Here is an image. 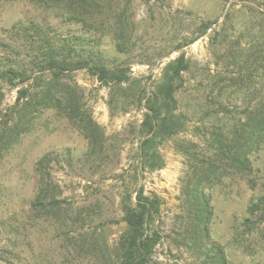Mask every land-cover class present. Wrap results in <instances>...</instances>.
<instances>
[{"label":"rangeland","instance_id":"obj_1","mask_svg":"<svg viewBox=\"0 0 264 264\" xmlns=\"http://www.w3.org/2000/svg\"><path fill=\"white\" fill-rule=\"evenodd\" d=\"M126 1L112 0L124 49L112 32L100 47L104 62L128 68L130 79L105 85L87 69L69 72L61 81L80 97L83 122L43 107L0 149V264H119L122 198L128 193L133 201L140 186L159 205L151 227L161 238L150 264H211L214 241L228 264H264V221L243 224L264 190V144L250 152L252 173L235 172L214 156L220 134L245 120L241 110L256 101L255 88H264L254 62L264 58V0ZM104 3L97 12L112 14ZM47 10L28 0H0V35L17 18ZM181 54L188 62L174 97L187 126L157 142L161 167L141 169L144 100L166 62ZM21 86L0 84V127ZM96 126L99 138L91 135ZM42 179L50 181L43 200ZM194 188L206 203L198 211ZM203 225L208 236L194 229Z\"/></svg>","mask_w":264,"mask_h":264},{"label":"trees","instance_id":"obj_2","mask_svg":"<svg viewBox=\"0 0 264 264\" xmlns=\"http://www.w3.org/2000/svg\"><path fill=\"white\" fill-rule=\"evenodd\" d=\"M28 1L48 10L17 18L0 35V84L5 82L22 85L15 97L16 108L4 118L0 127V149L19 136L21 125L25 126L29 122L32 111L37 112L43 107H55L79 123L83 122L85 115L81 109L80 97L75 92L72 93L68 83L61 81L69 72L87 69L105 85H118L130 79L128 68L104 62L105 54L100 47L103 44L101 37L112 32L117 40H123L115 43L117 49H124V34L115 30L121 14H118L116 20L117 6L113 5L112 0ZM100 1L106 3L104 4L109 11L112 10V14L108 12L100 15L97 12ZM53 7L56 9L49 10ZM111 18L115 20L110 22ZM111 26L113 30H110ZM187 62L183 54L167 61L160 80L144 100L145 118L142 125L145 137L138 146L141 169L154 170L161 167L162 163H155V160L160 159L157 142L177 134L187 126V116L178 111L174 97L176 81L187 68ZM254 62L258 63L256 69L260 70V76L264 80V58L257 55ZM62 88H67L66 95H62ZM252 94L256 101L245 105L241 110L245 113V120L237 122L231 131L220 134V142L215 148V161L235 172L246 170L252 173L254 159H251L250 152L254 155L264 144V88H255ZM2 96L0 87V102ZM11 118L14 123L10 124L8 120ZM86 121L93 125L90 119ZM91 135L99 138L97 126L95 130H91ZM40 161L39 166L42 165ZM47 181L42 179L39 182L42 194L39 191L38 198L41 196V200L47 195L45 190L50 182ZM191 191L192 206L198 211L200 204H206L205 198L198 188ZM130 198L131 194L127 193V198H122L121 202L126 229L118 241L119 264H150L154 247L161 238L159 231L151 227L159 212L158 200L145 194L142 186L137 189L133 201ZM52 200L53 203L56 202L53 196ZM246 212L248 215L244 218V225L248 223L256 226V219H259L258 225L264 221V190L253 198ZM251 228L254 227L249 229ZM194 229L200 235L208 236L206 225ZM207 256L210 260L208 263L228 264L223 247L216 241L208 247Z\"/></svg>","mask_w":264,"mask_h":264}]
</instances>
